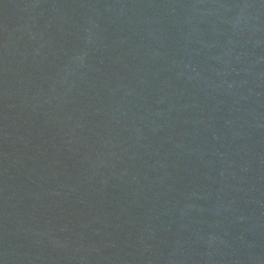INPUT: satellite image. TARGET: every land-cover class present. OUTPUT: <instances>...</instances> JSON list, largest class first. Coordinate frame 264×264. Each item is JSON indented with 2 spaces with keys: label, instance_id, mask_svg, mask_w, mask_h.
Masks as SVG:
<instances>
[{
  "label": "water",
  "instance_id": "obj_1",
  "mask_svg": "<svg viewBox=\"0 0 264 264\" xmlns=\"http://www.w3.org/2000/svg\"><path fill=\"white\" fill-rule=\"evenodd\" d=\"M0 264H264V0H0Z\"/></svg>",
  "mask_w": 264,
  "mask_h": 264
}]
</instances>
